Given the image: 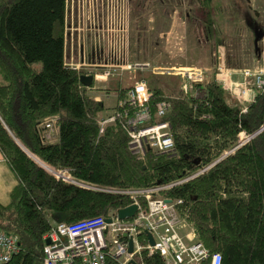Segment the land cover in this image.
I'll return each mask as SVG.
<instances>
[{
    "label": "trees",
    "instance_id": "trees-1",
    "mask_svg": "<svg viewBox=\"0 0 264 264\" xmlns=\"http://www.w3.org/2000/svg\"><path fill=\"white\" fill-rule=\"evenodd\" d=\"M193 1L203 13L200 20L191 12L193 23L206 35L205 43L218 45V62L221 7L213 0ZM65 16L66 0H0V152L18 181L9 203L0 204V230L20 243L6 264H42L43 236L52 224L107 218L131 203L124 195L57 181L43 166L66 168L73 179L101 189L176 183L155 196L179 202L178 215L196 241L220 254V264H264V129L256 134L264 126V89L248 104L232 98L216 81L215 53L198 61L207 63L198 69L208 80L188 94L181 77L136 70L126 86L146 82L153 120L169 123L174 143L170 154L149 151L138 159L121 123L100 132L107 108L88 95L94 83L83 86L82 72L65 66ZM115 88L122 99L125 87ZM161 100L168 110L158 118L154 108ZM49 117L58 118V140L44 144L38 126ZM240 133L253 137L236 147ZM139 205L146 209L143 198ZM139 239L146 244L144 235ZM136 261L164 264L158 253L146 250ZM104 264L120 263L106 257Z\"/></svg>",
    "mask_w": 264,
    "mask_h": 264
},
{
    "label": "built area",
    "instance_id": "built-area-1",
    "mask_svg": "<svg viewBox=\"0 0 264 264\" xmlns=\"http://www.w3.org/2000/svg\"><path fill=\"white\" fill-rule=\"evenodd\" d=\"M128 29V0H66L65 66L91 76L94 84L115 80L120 86L125 72L150 69L149 63L129 62ZM87 44L90 46L88 51ZM260 57L262 59L263 53ZM223 61V52H220L216 81L238 102L251 103L256 91L264 89V69H239L241 80L237 81ZM150 70L154 74H162L166 70L163 74L181 77L184 94L190 93L194 84L205 81V72L198 68L153 67ZM123 87L124 97L117 99L112 113L99 120L100 132L107 124L121 123L128 135L129 151L141 160L149 151L156 154L172 153L174 143L170 125L168 122H154L149 104L151 95L146 82L134 80L129 86ZM154 110L158 118L163 117L168 110L167 102L158 101ZM245 110L246 107L243 108ZM57 121V117H49L39 124L42 143L55 141ZM250 139L249 135L240 133L236 147ZM209 167L196 174L205 172ZM44 168L57 181L127 196L131 201L129 205H137V211L133 217L124 220L118 219L117 211H112L107 218L52 224L43 236L42 264H104L106 257L120 264H128L131 260L141 264L136 261V257H140L143 250L150 255L158 253L164 264H220V254L210 253L196 241L193 230L178 215L176 206L179 202L155 196L176 183L145 189H101L73 179L66 168ZM140 198L144 199L146 209L139 205ZM168 200L170 202H166ZM106 219L110 222L107 223ZM147 232L154 240L153 246L149 245ZM140 235L145 236V245L141 244ZM129 239L132 240L131 253H128ZM19 251L18 237L0 230V264L8 263Z\"/></svg>",
    "mask_w": 264,
    "mask_h": 264
},
{
    "label": "rangeland",
    "instance_id": "rangeland-1",
    "mask_svg": "<svg viewBox=\"0 0 264 264\" xmlns=\"http://www.w3.org/2000/svg\"><path fill=\"white\" fill-rule=\"evenodd\" d=\"M191 1L192 0H128L129 36L130 30L132 34V38L130 36L132 42L129 47V62L134 63L132 60L137 62L138 60H143L150 64V69L153 68V66L160 68H169L173 66L200 68L203 67L201 64L207 63L201 62L200 64L198 61L209 55V53L211 55L215 53L216 64H218L217 54L215 52L218 45L212 43L208 44V42L205 43L204 37H206V35L201 32L200 27L196 25L197 23H193L192 19V14L200 20L203 19V13L197 11L200 6L198 7V4L194 1V3L190 4ZM233 2L236 5L238 3L241 7H245L246 0L212 1L213 5L218 4L221 7L219 24L224 34V41L220 44L222 46H220L219 50L226 54V58L230 57L229 59H232L231 63L233 61L239 62V64L235 66L241 68L237 69H244L241 65L247 66L251 64L254 66L258 63L257 58L259 62L262 60L261 64H264V36L258 44L259 54L254 53L252 37L244 33V26L239 15V12L242 10L238 6L239 12L236 11V9L233 8ZM250 2L251 4H255L256 8L258 6L257 9L260 13L259 20L262 22V27L264 28V0H250ZM86 49L87 51L89 50L88 44ZM262 53L263 57L260 59ZM204 59L202 60L205 61ZM252 60L255 61L254 65ZM259 66V69H257V67L254 69H264L263 65ZM150 69L145 71H150L152 73ZM254 69L251 70L254 71ZM165 71L166 70H163V73H165ZM134 72L135 71H129L123 74L124 82L122 85H127V81L132 79V76L136 74V72ZM103 84L104 83H95L94 87H100ZM110 85L112 88L109 89V92L112 95L115 85L113 82H111ZM89 91L91 92L92 90ZM99 93L105 95L103 91ZM88 94L90 95V93ZM90 96L93 95L91 94ZM103 103L106 108H110L114 104V101L113 98H108L107 100L103 98ZM112 110L106 109L104 114L108 112L107 114L109 115L112 113ZM29 155L31 154L29 153ZM226 155L227 154H225V156Z\"/></svg>",
    "mask_w": 264,
    "mask_h": 264
},
{
    "label": "crops",
    "instance_id": "crops-1",
    "mask_svg": "<svg viewBox=\"0 0 264 264\" xmlns=\"http://www.w3.org/2000/svg\"><path fill=\"white\" fill-rule=\"evenodd\" d=\"M130 36L132 38V34H131V30H130ZM129 36V47L131 45V38ZM230 57L226 58V68L231 70L233 72L232 76H233V79L234 80H237V81H240L241 80V75L239 74V69L237 68H241V67H236L235 65H238L239 62H236V61H232V59H229ZM135 60H132V62H134ZM229 61V63H228ZM253 61V60H252ZM254 62L253 61V65H254ZM257 62L254 66H252L251 64L250 65H245L246 67H250V68H259L260 66L259 65H262L261 62H259V59L257 58ZM134 63H146V61H142V60H138V62H134ZM224 64V65H225ZM243 66L244 68H246L244 65H241ZM174 67V66H173ZM178 68H188V67H180L178 66ZM235 70V71H234ZM143 71V70H142ZM142 71H139L142 73ZM157 75H160V76H176V75H169V74H161V73H156ZM179 77V76H178ZM208 80V76L206 75L205 76V81ZM113 82L114 85L117 86V81L115 80H109L107 82H105L103 85H101L100 87H92L90 90H92L91 92L89 91L88 93H90V95L92 94L93 96H89L94 98L95 100L97 101H102L103 102V98H105L106 100L108 98H113V101H114V104L109 108L107 107V109H113L116 105V101L118 99V91H117V88H115L113 91V94L111 95L110 94V88H112V86L110 85V83ZM124 82V81H123ZM122 82V83H123ZM128 83V81H127ZM183 83V81H182ZM107 85V86H106ZM129 85V84H128ZM124 86V85H122ZM98 89V90H96ZM102 90L103 92H105V95H101L99 92H102L100 91ZM108 112L105 113V115H108L107 114ZM58 140V131L55 132V141ZM18 181H17V178L15 176V174L12 172V170L10 169L9 165L7 164L5 158L3 157V155L1 154L0 152V204L1 205H7L10 201V192L12 191V189L17 185Z\"/></svg>",
    "mask_w": 264,
    "mask_h": 264
},
{
    "label": "flooded vegetation",
    "instance_id": "flooded-vegetation-1",
    "mask_svg": "<svg viewBox=\"0 0 264 264\" xmlns=\"http://www.w3.org/2000/svg\"><path fill=\"white\" fill-rule=\"evenodd\" d=\"M238 6L239 8L242 10L239 12L238 10ZM257 6V5H256ZM233 8L236 9V11L239 12V15L242 19V24L244 26V33H247L249 36L251 35L252 40H253V47H254V53L259 54V48H258V44L259 42L262 40L259 39L257 42V50L255 51V46H254V39L255 37H257L258 35L263 34V24L262 22L259 20L260 18V13L258 12V6L257 8L255 7V4H251L250 0H246L245 3V7H241L240 5H237L233 2ZM247 30V31H246ZM264 36V34H263ZM74 41H77V36H74ZM90 49V46H89Z\"/></svg>",
    "mask_w": 264,
    "mask_h": 264
},
{
    "label": "water",
    "instance_id": "water-1",
    "mask_svg": "<svg viewBox=\"0 0 264 264\" xmlns=\"http://www.w3.org/2000/svg\"><path fill=\"white\" fill-rule=\"evenodd\" d=\"M263 37V34L261 35H258L257 37H255L254 39V46H255V51L257 50V42L259 39H261ZM79 81L80 83L85 86V87H90L91 84H92V77L91 76H85V75H80V78H79ZM264 129V127H262L261 130H259L256 134H259L262 130ZM255 134V135H256ZM251 138L253 137V135L250 136ZM18 144V143H17ZM20 146V144H18ZM22 147V146H21ZM24 151H26L25 149H23ZM26 153L29 155V153L26 151ZM33 160H35L38 164L42 165L40 162H38L35 158H33L32 155H29ZM44 167V166H43ZM166 202H170L169 200L166 201ZM137 211V205L135 204H132V205H129L125 208H122V209H119L117 210V217L118 219L120 220H124L126 218H131L135 215ZM106 222L109 223L110 220L109 219H106ZM146 236H147V239H148V242H149V245L153 246L154 245V240L152 238V236L147 232L146 233ZM125 237V235H124ZM48 240L45 241L46 244H48ZM132 252V240L129 239V244H128V253H131ZM128 264H136L134 261H130Z\"/></svg>",
    "mask_w": 264,
    "mask_h": 264
},
{
    "label": "bare ground",
    "instance_id": "bare-ground-1",
    "mask_svg": "<svg viewBox=\"0 0 264 264\" xmlns=\"http://www.w3.org/2000/svg\"><path fill=\"white\" fill-rule=\"evenodd\" d=\"M38 162H40V161H38ZM129 205V204H128Z\"/></svg>",
    "mask_w": 264,
    "mask_h": 264
}]
</instances>
